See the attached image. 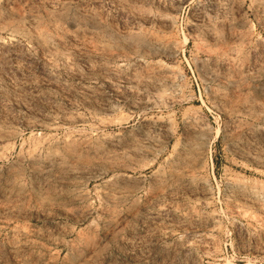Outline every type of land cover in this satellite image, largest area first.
<instances>
[{"label": "rangeland", "instance_id": "obj_1", "mask_svg": "<svg viewBox=\"0 0 264 264\" xmlns=\"http://www.w3.org/2000/svg\"><path fill=\"white\" fill-rule=\"evenodd\" d=\"M0 135V264H264V0H0Z\"/></svg>", "mask_w": 264, "mask_h": 264}, {"label": "bare ground", "instance_id": "obj_2", "mask_svg": "<svg viewBox=\"0 0 264 264\" xmlns=\"http://www.w3.org/2000/svg\"><path fill=\"white\" fill-rule=\"evenodd\" d=\"M14 5V4H13ZM24 5V4H23ZM22 5V6H23ZM2 125V124H1ZM5 137L1 136L0 135V143H3L5 141ZM14 144V143H13ZM3 150V149H2ZM4 155L1 153V150H0V161L3 159Z\"/></svg>", "mask_w": 264, "mask_h": 264}]
</instances>
